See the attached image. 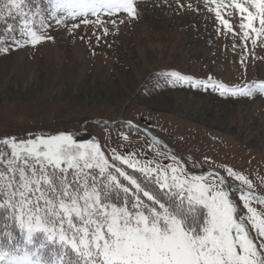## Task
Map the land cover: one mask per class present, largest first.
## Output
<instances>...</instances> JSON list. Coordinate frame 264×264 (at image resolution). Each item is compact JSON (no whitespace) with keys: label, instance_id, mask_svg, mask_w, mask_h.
<instances>
[{"label":"snow or ice","instance_id":"1","mask_svg":"<svg viewBox=\"0 0 264 264\" xmlns=\"http://www.w3.org/2000/svg\"><path fill=\"white\" fill-rule=\"evenodd\" d=\"M139 5L140 0H0V53L53 39V24L70 35L90 27L99 42L110 34L109 24L118 31L125 20L139 19ZM203 5L214 14L218 34L232 33L253 48L258 41L264 45V0ZM176 7L193 5L176 0ZM164 75L221 96L264 95V83L227 87L211 77ZM121 139L131 143L126 134ZM145 147L151 158L118 148L106 153L94 138L78 141L71 133L0 139V264H264V212L253 206L264 207V196L246 175L228 166L223 174L193 175L156 138L149 137Z\"/></svg>","mask_w":264,"mask_h":264},{"label":"rangeland","instance_id":"2","mask_svg":"<svg viewBox=\"0 0 264 264\" xmlns=\"http://www.w3.org/2000/svg\"><path fill=\"white\" fill-rule=\"evenodd\" d=\"M182 2L193 8L140 0L139 19L125 20L118 31L109 24L99 42L90 27L70 35L53 24V39L0 53V139L71 133L78 141L94 138L106 153L118 148L151 158L145 145L154 137L189 173L223 174L228 166L264 196V95L221 96L164 75L211 77L227 87L264 83V45L218 34L203 0ZM233 200L240 203L238 194Z\"/></svg>","mask_w":264,"mask_h":264},{"label":"trees","instance_id":"3","mask_svg":"<svg viewBox=\"0 0 264 264\" xmlns=\"http://www.w3.org/2000/svg\"><path fill=\"white\" fill-rule=\"evenodd\" d=\"M0 28L3 29L4 28V24L3 22H0ZM127 171L129 173H131L132 175L136 176L138 179L143 180L144 178L142 177V175L139 172H134L132 169H127ZM0 224H2V220H0Z\"/></svg>","mask_w":264,"mask_h":264}]
</instances>
